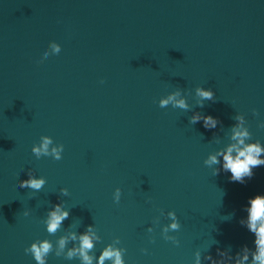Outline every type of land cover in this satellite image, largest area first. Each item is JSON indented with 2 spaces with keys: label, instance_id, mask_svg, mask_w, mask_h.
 <instances>
[{
  "label": "water",
  "instance_id": "water-1",
  "mask_svg": "<svg viewBox=\"0 0 264 264\" xmlns=\"http://www.w3.org/2000/svg\"><path fill=\"white\" fill-rule=\"evenodd\" d=\"M261 122L264 0H0V264H37L24 249L44 240L45 264H85V233L91 264L109 246L124 264H212L220 251L236 264L244 245L254 264L247 207L264 165L231 181L220 153L244 131L264 149ZM43 136L62 159L32 152ZM30 175L40 190L19 187ZM56 205L68 216L49 233Z\"/></svg>",
  "mask_w": 264,
  "mask_h": 264
},
{
  "label": "clouds",
  "instance_id": "clouds-1",
  "mask_svg": "<svg viewBox=\"0 0 264 264\" xmlns=\"http://www.w3.org/2000/svg\"><path fill=\"white\" fill-rule=\"evenodd\" d=\"M54 50L59 51V47L54 45ZM197 94L202 99L212 100L213 99V91L211 89H204L201 87L197 88ZM175 99L174 95H169L166 99H161L159 106L161 108L167 107L169 101ZM176 107L187 109V104L183 99L176 101ZM203 104L201 103V107ZM254 114H258L255 108L252 109ZM201 119L200 115H194L191 118V122L195 123ZM204 126L206 128H215L217 124V120L211 116L207 115L203 117ZM260 127H264V122H261ZM248 135L247 131L244 132H234V139H238V143L242 145V147H237V145H230L227 147L226 151H222L220 154L223 155L224 163L223 169L226 172H231V181L244 183V178L248 177L251 178L253 175L252 169L254 167H258L260 165H264V159L261 158V153L264 152L259 145V143L255 144H244V137ZM43 143L41 146L37 147L33 145L32 152L35 153L37 156L43 152L45 155H51L55 160L62 159L61 152H63L64 145H59V150L57 148H53L51 153H49L48 146L52 143V140L49 136L42 137ZM235 152V154H233ZM204 163L208 166L212 164L219 163L217 160L216 155H211L208 159L204 161ZM219 169H216L213 174H219ZM45 183L43 178L37 179L33 176H29V179L20 181L19 187L20 188H31L33 190H40ZM62 194H67L68 189L62 188ZM120 197V189L117 188L115 193V200L118 203ZM247 221L246 225L250 232L255 234L254 244L256 246V251L253 252V261L254 264H264V194H257L254 197L249 199V206L247 207ZM170 216L173 217V223L170 225L171 229L178 230L179 223L176 221L175 211L169 213ZM68 212L67 211H60V206L56 205L54 211L50 212V219L48 221V232L55 233L58 227L60 226L61 222L67 218ZM241 223L244 224L245 221L241 220ZM167 231V229H165ZM65 241L63 238L60 241L61 247H63ZM93 248L92 239H90L87 233L81 236V245H80V255L83 258L85 264H91V258L87 254V250ZM51 250V244L47 241H41L39 244L33 242L31 247H27L24 249L25 253H31L34 259L37 261V264H45V257ZM250 249L247 245L242 246V255L237 253L236 264H243V261L248 259V253ZM59 255V253H57ZM75 255V251H70L68 254V258H72ZM220 260H215L213 257L209 256L208 259L212 261V264H225V257L227 259H231V256L220 251ZM113 264H124L121 253L118 250H114L109 246L106 248L101 256L99 264H103L105 259H113Z\"/></svg>",
  "mask_w": 264,
  "mask_h": 264
}]
</instances>
